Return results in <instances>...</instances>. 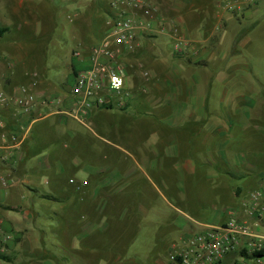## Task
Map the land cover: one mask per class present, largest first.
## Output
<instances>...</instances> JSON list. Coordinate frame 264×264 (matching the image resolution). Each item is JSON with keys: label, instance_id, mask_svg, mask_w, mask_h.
Listing matches in <instances>:
<instances>
[{"label": "crops", "instance_id": "0c3cea01", "mask_svg": "<svg viewBox=\"0 0 264 264\" xmlns=\"http://www.w3.org/2000/svg\"><path fill=\"white\" fill-rule=\"evenodd\" d=\"M151 1H158L162 14L174 19L180 36L189 43L183 55H176L171 35L141 33L131 51L113 46L126 75L131 76L130 86H126L134 96L125 108L94 109L84 121L70 114L75 106L70 95L72 63L75 61L77 69L86 64L73 51L87 53L92 45L103 43L110 30L108 16L99 35L76 41L69 72L58 80L46 71H4L8 60L0 57V92L18 94L17 87L32 85V75L36 74L31 87L36 102L28 112L12 102L0 106V264H145L138 261L141 258L133 260L139 257L136 252L126 256L121 253L114 259L102 255V239L114 225L121 231L132 225L136 231L145 232V252L152 253L151 264H173L171 257L182 246V239L207 225L226 222L229 213L240 211L258 186L264 172L253 178L251 173L264 169V86L260 90L255 85L252 72L257 67L264 71V0H245L242 11L234 13L243 15L241 19L230 11L217 13L216 5L223 0ZM3 53L13 55L8 50ZM15 59V64L22 62L17 55ZM144 70L152 77L143 78ZM123 119L132 124L133 135L130 145L123 142L129 147L117 142L116 151L128 155L131 163L125 168L116 162L114 169L67 159L70 174L81 175L82 180L100 178L109 170L110 175L104 180H89L86 185L70 186L67 194L57 193L54 189L58 183L62 179L67 182L69 177L63 178L68 143L79 140L84 131L96 134L99 125L105 134L115 133L120 139L121 131L115 126ZM235 124L244 128L241 131L253 128L261 143L259 150L248 152L245 159L249 161L242 170L236 165L227 166L224 160ZM156 125L163 130H155ZM48 138L61 141L62 146L47 149L44 141ZM122 156L119 154L120 162ZM216 164L220 166L219 174L214 172ZM199 166L205 168V180L212 182L216 193L220 190L217 182L228 184L230 206L218 213L212 205L207 222L178 206L184 181ZM164 172L171 174L173 182ZM157 173L165 175L158 184L153 180ZM231 180L238 183L232 185ZM162 186L174 196L175 205L164 195ZM42 200L69 205L67 259L50 255L47 248L51 247V237L39 240L46 235L36 218L45 206ZM20 203L29 206L24 208ZM155 203L165 205L157 208ZM48 211L61 215L60 209L53 206ZM171 212L176 217L169 215ZM110 214L114 217L109 218ZM179 215L189 223L181 221ZM165 218L167 223L162 224ZM163 225L168 227L163 229Z\"/></svg>", "mask_w": 264, "mask_h": 264}, {"label": "rangeland", "instance_id": "374dc122", "mask_svg": "<svg viewBox=\"0 0 264 264\" xmlns=\"http://www.w3.org/2000/svg\"><path fill=\"white\" fill-rule=\"evenodd\" d=\"M106 1L107 3L104 0H0V26H5L9 29L4 37L0 38V57L2 56L5 60H8L5 61L8 67L6 66L4 71H46L47 75L57 78V80L60 77L67 76L69 72L68 64L71 59L72 51L75 49L76 41L83 36H97L104 29L105 22L107 21V14L111 10L110 3L112 0ZM147 1L158 6L162 14V7L158 1L157 3L151 0ZM226 2L227 0L219 1V4L216 5V10H218L217 13L219 15L226 14L223 7ZM232 15L237 19L243 18V15H235L234 13H232ZM163 16L165 17L167 15ZM165 18L167 20H172L169 17ZM262 25H264V21ZM260 30L257 29V31ZM4 50H8L10 54L13 55H6L3 53ZM16 55L22 58L20 64L14 63V60L16 61ZM142 72L143 78L149 77V75L151 76L149 71L144 70ZM252 75L255 85L260 90H263L264 71H261V69L257 67L254 73L252 72ZM130 77L131 76L128 77L126 75L125 83L127 86H130ZM11 78L13 79V76ZM114 123H116V121ZM115 127L121 131L120 135L122 136L120 139L115 136V133L109 135L105 134L103 132V127L99 125V130L96 131V134L90 130L84 131L86 133L82 132L79 140L75 138L68 143V148H66L65 151V154L68 156L64 160L65 170L63 172V178L67 175L69 177L67 182H64L62 179L60 183H58V186L54 189L57 193L67 194L68 190H70V186L86 185L89 180H104L110 175L109 170V172L103 173L100 178L94 179L93 177H86L87 179L82 180L81 175L77 177L76 175L70 174L72 168L68 166L67 159H72L79 164L84 163L91 167L108 166L114 169L116 162L120 163L121 166L123 165L125 168L131 163V159L128 155L116 151L115 144L120 142L129 147L125 143H129V145L131 143L130 136L133 135L132 124L129 123L128 120L123 119L120 120ZM233 128L234 131L236 130L235 136L233 135L229 140L230 143L224 160L227 162V166L236 165L242 170L244 169V164L249 161L245 159L248 152H250L252 148L259 150L261 143L258 141L259 135L257 139L253 128L241 131L244 128L239 124H235ZM158 129L160 131L163 130L161 126L156 125L155 130ZM44 145L47 149H51L52 146L55 148L61 147L62 143L56 139L50 140L48 138L44 141ZM233 150H236V152ZM119 154L123 155L122 157L124 158L121 162ZM221 160L223 159L221 158ZM221 166H224L222 162ZM219 169L220 166L216 164L214 172L217 173ZM204 170V167L199 166L198 171L194 175L187 177L184 181L183 184L185 187L182 190V203L178 206L185 210L187 214L195 218L202 217L198 219L207 222V215L211 212L212 205L218 209L217 212L219 213L222 212L221 209L230 206V204L228 203V184L223 181H220V183L217 182L220 190L219 193H216V188L211 186L212 182L208 183L205 180L204 175L206 172ZM260 172L263 173L264 169L260 168L258 171L252 172L251 177L257 176ZM164 173L166 177L173 182L171 174L168 172ZM164 176L165 175L162 173H157L156 179L153 178V180L158 184ZM45 178L46 177H44V180ZM226 181L229 183V180ZM237 183L238 180H231L232 185ZM160 188L169 201L175 205L176 202L173 200L174 196L169 192L168 188L163 186ZM108 190L109 188H106V191ZM243 194V196H245V193ZM33 199L40 200L37 197ZM42 201L45 206L42 207V213L38 214L36 218L37 223L39 222V224L45 228L43 233L46 235L39 240L44 242L48 236L51 237V247L48 246L47 248V250L50 251V255H56L59 260L63 258L67 259L69 205L67 203L51 204V202H47L46 200ZM155 204L152 205L157 206V208L165 205L159 203ZM19 206L25 208V206L28 207L29 204L24 205L20 203ZM52 206L55 210L60 209L61 215L59 217L52 215L51 212L49 213L48 207L50 208ZM114 211L115 209H113V212ZM169 215L176 217L174 212L169 213ZM108 216L109 218L114 217L113 214ZM179 217L181 221L189 223L184 216L179 215ZM174 220H178V218H174ZM166 223L167 220L165 218L162 224ZM167 227V225H163L162 228L164 229ZM135 232L137 233L138 231H136L132 225L125 226L123 231L115 225L112 226L102 239V255L106 258L114 259L121 253L122 256H126V254L129 255L133 254L131 252H136L139 253V257H134L133 260L136 259L135 261H137V258H141V260L138 261L151 264L152 253L148 255L145 252L148 247L145 241V232H143V230L139 231V234L137 233L138 235L136 236V242L134 243L132 239L134 238ZM130 236H132V242L129 240ZM156 249L159 251V248ZM124 263L132 264L130 261H125Z\"/></svg>", "mask_w": 264, "mask_h": 264}, {"label": "built area", "instance_id": "2783aa9c", "mask_svg": "<svg viewBox=\"0 0 264 264\" xmlns=\"http://www.w3.org/2000/svg\"><path fill=\"white\" fill-rule=\"evenodd\" d=\"M110 5V30L105 41L92 45L87 53L80 49L73 52L86 63L73 75L70 87L75 102L70 114L80 121L93 109L125 108L134 96L126 86V71L113 46L131 51L141 33L171 35L176 55H183L189 43L180 36L175 21L167 20L159 7L147 0H112ZM244 5L245 0H227L223 7L240 13ZM35 76L32 75V85L17 87L18 94L0 92V106L12 102L28 112L36 102L32 91ZM241 207L240 211L230 212L226 222L207 225L182 239V246L171 257L173 264H264V174Z\"/></svg>", "mask_w": 264, "mask_h": 264}, {"label": "trees", "instance_id": "16d2710c", "mask_svg": "<svg viewBox=\"0 0 264 264\" xmlns=\"http://www.w3.org/2000/svg\"><path fill=\"white\" fill-rule=\"evenodd\" d=\"M9 29L7 28V27H0V38L8 31ZM77 68H79L77 65H76V63H75V61L72 63V71H73V74H75L76 73V71L77 70H79V69H77ZM81 69H83V68H81ZM112 107H108L107 109H111ZM100 109V108H99ZM94 110V109H93ZM260 254H263V253H259L258 255H260Z\"/></svg>", "mask_w": 264, "mask_h": 264}]
</instances>
